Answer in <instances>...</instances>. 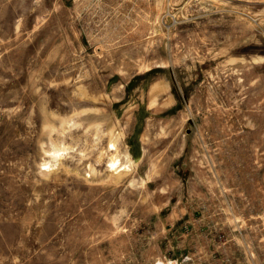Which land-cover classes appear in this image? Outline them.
<instances>
[{
	"label": "rangeland",
	"instance_id": "obj_1",
	"mask_svg": "<svg viewBox=\"0 0 264 264\" xmlns=\"http://www.w3.org/2000/svg\"><path fill=\"white\" fill-rule=\"evenodd\" d=\"M0 264H264V0H0Z\"/></svg>",
	"mask_w": 264,
	"mask_h": 264
},
{
	"label": "bare ground",
	"instance_id": "obj_2",
	"mask_svg": "<svg viewBox=\"0 0 264 264\" xmlns=\"http://www.w3.org/2000/svg\"><path fill=\"white\" fill-rule=\"evenodd\" d=\"M111 162H112V163H110V164H111L110 167H111V168H114V166H115V165H114V161H111ZM119 164H120V163H119ZM120 165H121V164H120ZM118 166H119V165H118ZM121 166H123V165H121ZM124 166H125V165H124ZM127 166H128V165H127ZM115 167H116V166H115ZM119 167H120V166H119ZM116 169H117V168H116ZM118 169H119V168H118ZM123 170H124V168H122V171H123ZM125 170L127 171L128 169L125 168ZM125 170H124V171H125ZM110 171H111V170H110ZM115 171H116V170H115ZM120 171H121V170H120ZM120 171H119V172H120ZM116 173H118V171H117Z\"/></svg>",
	"mask_w": 264,
	"mask_h": 264
}]
</instances>
